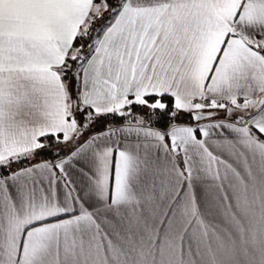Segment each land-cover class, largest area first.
<instances>
[{
	"label": "snow or ice",
	"instance_id": "1",
	"mask_svg": "<svg viewBox=\"0 0 264 264\" xmlns=\"http://www.w3.org/2000/svg\"><path fill=\"white\" fill-rule=\"evenodd\" d=\"M0 264H264V0H0Z\"/></svg>",
	"mask_w": 264,
	"mask_h": 264
}]
</instances>
